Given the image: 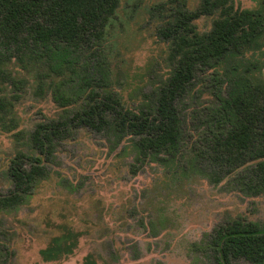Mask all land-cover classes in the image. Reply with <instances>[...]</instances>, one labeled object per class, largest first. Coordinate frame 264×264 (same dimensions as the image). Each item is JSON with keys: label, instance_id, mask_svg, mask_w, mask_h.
Returning <instances> with one entry per match:
<instances>
[{"label": "rangeland", "instance_id": "374dc122", "mask_svg": "<svg viewBox=\"0 0 264 264\" xmlns=\"http://www.w3.org/2000/svg\"><path fill=\"white\" fill-rule=\"evenodd\" d=\"M200 1L118 0L95 50L80 57L94 77V55L104 56L108 84L94 77L66 111L53 101L51 89L68 72L51 74L37 61L25 67L6 63L7 71L25 82L12 107L22 135L0 129V195L12 189L5 170L13 155L35 153L29 143L34 125L71 117L89 102V91L98 100L116 96L125 109L149 112L173 63L170 43L157 29L174 22L179 11L197 9ZM261 2L230 1L250 10ZM218 14H198L191 24L198 33L209 31ZM235 72L264 86V33L258 47L196 69L188 91L176 99L183 138L174 156L137 158V135L94 131L67 120L69 130L44 161L47 176L23 203L0 210V264H216L208 241L217 225L241 217L264 227V192L245 188L253 161L233 167L215 161L211 132L220 134L227 126L204 124L211 113L207 108L217 105L216 94L224 96L226 80ZM78 82L72 76L68 87L77 90ZM11 93L8 84H0V96Z\"/></svg>", "mask_w": 264, "mask_h": 264}, {"label": "trees", "instance_id": "16d2710c", "mask_svg": "<svg viewBox=\"0 0 264 264\" xmlns=\"http://www.w3.org/2000/svg\"><path fill=\"white\" fill-rule=\"evenodd\" d=\"M231 0H201L197 9L179 11L174 22L158 28V36L169 41L168 59L172 71L156 94L149 112L125 109L116 96L88 92V103L71 117L49 119L34 125L29 135L33 155L17 151L6 168L12 189L0 195V210L12 209L23 203L36 183L48 174L44 161L52 158L57 141L69 130L67 120L90 130H109L120 136H138L135 143L137 158L164 154L174 156L183 138L182 120L176 99L188 91L195 71L210 66L230 53L258 47L264 33V0L255 10L234 7ZM118 0H0V84H8L14 93L0 96V129L22 135L12 115L13 101L19 98L25 80L16 78L4 67L10 60L25 67L30 61L43 64L49 73L66 79L56 82L53 101L66 111L74 96L85 92L97 78L106 86L107 60L95 54L94 77L80 57L86 50H95L104 27L113 15ZM218 10V18L209 31L198 33L191 20L198 14ZM77 76V90L68 87ZM224 96L216 98V106L204 124L224 123L226 131L212 133L210 149L213 159L229 166L253 161L251 177L245 188L250 193L264 192V86L256 77L235 72L226 80ZM228 86V87H227ZM207 110V111H208ZM28 162V165L26 163ZM209 247L216 252V264H230L243 259L249 264H264V227L257 221L236 217L217 225L209 236ZM198 247V246H197Z\"/></svg>", "mask_w": 264, "mask_h": 264}]
</instances>
